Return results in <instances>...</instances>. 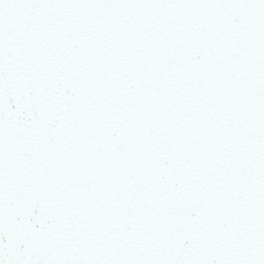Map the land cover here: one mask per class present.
<instances>
[{"label": "snow or ice", "instance_id": "1", "mask_svg": "<svg viewBox=\"0 0 264 264\" xmlns=\"http://www.w3.org/2000/svg\"><path fill=\"white\" fill-rule=\"evenodd\" d=\"M0 264H264V0H0Z\"/></svg>", "mask_w": 264, "mask_h": 264}]
</instances>
